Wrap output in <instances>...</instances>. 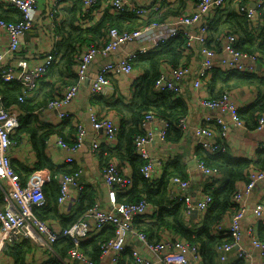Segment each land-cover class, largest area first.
<instances>
[{
  "label": "built area",
  "instance_id": "2783aa9c",
  "mask_svg": "<svg viewBox=\"0 0 264 264\" xmlns=\"http://www.w3.org/2000/svg\"><path fill=\"white\" fill-rule=\"evenodd\" d=\"M61 1L53 0L50 6L49 14L52 21ZM94 1L85 0V5L90 8ZM263 1L260 0L259 3ZM0 2L6 7L17 8L22 15L16 22H8L0 18V67L6 64L4 68H0V77L6 82L15 81L22 84L24 94L31 95L39 88V80L47 73L53 57L49 56V60L39 64L30 63L24 57L11 62V56L21 51L22 37L37 24L38 0H0ZM167 2L168 0H153L149 6H138L131 0H112L111 8L117 13L133 12L142 22L149 15L161 12ZM195 2V10L186 11L171 20L142 23L132 30L120 31L117 27L110 28L108 39L104 43H92L78 56L77 82L68 85L61 96L53 99L46 111H54L56 118L62 121L73 118L70 106L87 81H90L89 93L92 98L106 95L112 78L131 73L139 56L164 44L172 37L182 36L187 39L189 48L184 51L183 62L177 66L164 62L161 74L154 83L155 90L172 91L184 97L188 87L195 91L204 90L207 94L197 96V101L204 110L202 123L191 126L188 116H184L180 118L178 127L185 131H189L191 127L197 144L203 149L209 152L223 150L224 145L219 142V138L226 143L232 129L243 130L246 129L247 124L240 115L236 98L230 91L220 93L218 96H210L204 89V83L213 76L215 68L259 73L264 76V63L257 53H248L236 48L237 36L234 34H221L218 37V49L209 46L210 18H213L217 8L225 6V0H195ZM238 9L240 12H245L250 19L256 18V6L244 5L239 6ZM155 30L163 31V34L151 46L143 44L114 59H107L126 45L140 41L147 33ZM190 50H195L199 58L189 60ZM99 57L106 60L95 77L90 78L92 65ZM259 64H261L260 70ZM115 117L117 116L113 111L97 112L90 108L88 118L93 128L90 143L92 152H98L104 143L109 147L116 145L120 125ZM257 122L255 130L264 134V113L259 115ZM20 125L21 114L5 108L0 103V254L4 249L24 239H29L36 245L52 251L53 244L59 238L69 236L75 245L68 251L66 261L71 259L85 264H101L109 259L111 264H119L127 248L128 238L133 236L140 240L151 256H145L138 248H133L132 264H202L198 244H192L171 232L164 234L159 240H150L144 230L135 227L134 221L137 216L151 214L153 206L146 198L132 203H120L117 200V194L129 191L133 187L134 180L130 175L125 174V169L123 168L122 171L115 161H110L102 168V178L108 189L109 207H104L96 201L78 221L60 230L40 220L34 208L46 205L45 183L52 178V172L49 168L37 169L23 182L21 175L14 169L11 150L15 144L11 140V135ZM77 126L74 145H69L62 139L56 141L69 153L65 159L69 163L73 162L70 154L77 152L84 144L85 125L83 122H78ZM142 127L145 132L136 136L135 151L146 160L141 172L145 177L154 179L158 177L157 162L152 156L150 146L155 143H166L170 123L149 112L143 119ZM262 146L260 144V147ZM197 169L203 178L220 176L219 169L208 167L203 160H197ZM81 172L83 171L80 167L73 173L54 175L60 186L59 204L68 201L72 185L77 186L80 192L83 191L86 184L82 180ZM247 179L243 188L238 187L233 194V210L214 228L216 234L220 236H232L231 241L226 240L215 246V259L218 264H234L237 260H242L243 264H254L255 255L259 258V264H264V237L259 234V225H264V196L253 206L248 204V196L258 183L264 180V169L252 167ZM170 183L169 197L176 203H184L186 216H193L195 210L203 215L210 208L213 202L212 195L208 192L200 195L193 192L190 188V179L175 176ZM248 208L253 211L254 222L245 226L243 221ZM107 226H113L114 234L102 242L100 261L95 262L84 253L80 243ZM246 241L248 246L244 245Z\"/></svg>",
  "mask_w": 264,
  "mask_h": 264
},
{
  "label": "trees",
  "instance_id": "16d2710c",
  "mask_svg": "<svg viewBox=\"0 0 264 264\" xmlns=\"http://www.w3.org/2000/svg\"><path fill=\"white\" fill-rule=\"evenodd\" d=\"M72 1L74 2L67 10L68 14L63 11L65 0L60 2L53 18L54 25L52 26V32L59 36L58 40H63V46H65L62 56L58 48L56 49L58 56L52 59V62H57L56 66H60L57 72L59 76L62 75L63 78L65 76L69 77L66 80L67 83L63 85L64 91L55 88L54 90L46 91L40 99L31 101L29 99L30 95L24 94L22 84L15 81L6 82L0 77L1 105L11 111L17 109L21 112V125L11 135V140L15 144L13 147L20 144L24 136H29L38 159L36 169H41L45 166L52 172V178L48 184L52 191L57 194L53 195L54 193L52 192L49 194L46 189V205L35 207L34 212L44 222H47L44 219L45 217L60 218L65 227L78 221L96 203V190L91 186L85 185V188L81 191L79 205L74 212L69 217L59 214L55 200L58 201L60 186L54 175L57 173H73L81 165L76 162L75 152L70 154L73 162H66V164H71L72 166L56 168L53 161L46 154V149L50 139L53 138H56V140L62 139L69 145H74L78 132V122L76 123L73 118L65 119L67 125L58 129L55 127L56 125L50 122L42 124L38 121V118L41 115L43 116L53 99L65 92L68 85L77 82L78 76L76 73H69L71 70L73 71V66L78 64V56L90 44L104 43L108 39L110 28L117 27L120 31L132 30L142 25V23L163 22L170 17H178L186 12L179 11L180 8L183 9L184 0H177V8V5H174L172 0H168L161 12L153 13L140 22V17L133 12H113L111 8L112 0H95L90 8L85 5V0ZM226 3L227 1L225 0V6L217 8L214 14L225 12L227 9H225L227 7ZM244 5L250 6L247 0H240L236 9L228 12L227 17L221 24L215 25L216 19L210 18V39L208 45L218 49V37L221 34H234L237 36L236 48L248 53H257L260 60L264 63V1L262 3L256 2L257 15L255 19H250L245 12L239 11V6ZM97 11L101 12L100 18H96ZM21 17V12L17 8L6 7L0 2V18L8 22H16ZM188 49L186 38L177 36L168 39L164 44L142 54L136 60L134 70L129 74L131 76L138 68L142 71V75L136 77V79H139L135 81L131 97L126 98L119 91L120 94L117 98H108L104 95L92 98V105L99 106L106 113L115 112L117 116L115 118L118 119L120 125L116 145L109 147V145L104 143L101 145L100 150L96 153L93 152V154L99 155L102 168L110 161H115L122 171H124L123 168L125 169V174L133 178V187L125 193L117 194V200L120 203L138 202L142 198H146L153 206L151 214L137 216L134 221L137 229L144 230L150 240H152L151 232L170 230L174 235L180 236L192 244L199 245L202 264H218L215 259V246L226 240L231 241L232 236H220L216 234L214 228L233 210V194L240 182L248 180L247 175L254 164L253 161L249 158L232 155L227 143L221 138H219V142L223 143L224 149L217 152H209L197 144V158L203 160L208 167L220 170V176L204 177L202 191L203 193H210L213 197V202L210 208L202 215L201 226H197L189 224V221H193V219L192 216L188 217L185 215L184 203H176L169 197L170 182L173 177L180 176L182 179H191L188 173L184 171L183 165L180 164L181 162L174 159L164 162L161 175L150 179L141 172L146 160L142 159L135 151V138L137 135L144 134L142 123L145 115L149 112H153L156 116L170 123L166 143L179 142L185 136L187 130L185 131L178 127V122L180 118L188 116L189 108L186 96L184 97V95L172 91L157 92L154 83L161 74L163 63L169 62L173 66L181 64L184 51ZM190 51V55L196 52L195 50ZM48 71L39 80V87L43 78L47 76ZM242 86H256L259 89V98L246 106L240 107L239 110L240 115L246 121L247 128L256 129L258 117L261 113H264L263 75L215 68L213 76L204 83V89L208 91L210 96H218L225 91L232 92V89ZM67 126H69V130L67 132L63 131ZM67 134L69 135L68 137L66 136ZM12 164L14 169L21 175L23 182L35 171L26 166L18 168L13 161ZM255 164L253 167L264 169V149H259ZM113 234V226H107L97 234L81 241L80 247L93 261H100L101 244ZM259 234L264 237L263 224L259 225ZM162 236L159 235V239ZM32 243L31 240L24 239L16 245L4 249L0 256L11 257L14 264H29L27 257L32 249ZM33 244L36 245L35 243ZM74 245L73 239L69 236L59 238L53 244L54 252L48 249L53 256L41 264H67L68 251ZM128 247L124 251L123 257ZM128 253L130 256L128 259L131 260L132 248H129ZM55 254H58V256ZM123 257L119 264H125ZM131 262L129 261L130 264ZM234 264H243V261L237 260Z\"/></svg>",
  "mask_w": 264,
  "mask_h": 264
},
{
  "label": "crops",
  "instance_id": "0c3cea01",
  "mask_svg": "<svg viewBox=\"0 0 264 264\" xmlns=\"http://www.w3.org/2000/svg\"><path fill=\"white\" fill-rule=\"evenodd\" d=\"M135 5H144L149 6L153 0H131ZM173 4L177 5V0H172ZM227 7H225V12H218V14H214L213 19L215 20L216 24H221L223 20L227 17L228 12L235 10L237 4L240 0H226ZM250 6H255L256 2L260 0H247ZM53 0H38L39 4V11L37 16V24L28 32L27 35L22 37V47L21 51L13 56H11V62L15 61L19 57L26 58L30 63H39L42 64L46 61L47 57L51 56L53 59L57 57L56 49L59 48V53L62 56V52L65 48L63 46V40H58L59 36L55 35L52 31V19L50 17L49 12L47 9L51 6ZM72 0H68L63 4V11L68 14L67 10L73 5ZM105 6V5H104ZM196 2L194 0H184L183 9L180 8L179 11H193L196 9ZM50 8V7H49ZM96 18H100L101 12H96ZM65 15V14H64ZM177 16V15H176ZM174 17H170L167 20L174 19ZM163 34V31L155 30L147 33L140 41L130 43L126 45L124 48L120 49L113 55L107 57L116 58L119 55L126 53L127 51L133 50L143 44L151 46L153 42L157 41V39ZM198 59L199 56L195 53L190 55L189 60ZM106 60V58L99 57L93 63L90 78L95 77L98 72V69L102 65V63ZM57 63V62H56ZM56 63L53 61L49 66L48 74L40 83V87L34 93H32L29 97L31 101H36L40 99L46 91L54 90H63V85L66 84V80L69 79L68 76H59L57 73L59 71L60 66H56ZM6 64H3L0 68H4ZM137 70L130 76L129 75H122L120 78L119 76H115L112 79L110 89L108 93L104 96L108 98H117L120 94L119 91L125 95V97H131L132 89L135 84V81L138 75H142V71L136 68ZM76 73V66H73V71L69 74ZM89 82L87 81L83 87L80 89V92L70 109L73 113V120L77 122H83L85 125L86 133L84 138L83 146L75 153L74 157L76 158V162L81 165L82 168V180L85 182L87 186H91L96 190L97 201H99L102 206L109 207L110 201L108 199V189L104 184L102 178V167L99 159V155L93 154L90 149V143L92 141V131L93 128L89 122V111L90 108L96 110L97 112L103 111L99 106L92 105V97L89 93ZM64 91V90H63ZM62 91V92H63ZM117 91V92H116ZM234 97L236 98V102L238 103L239 107L246 106L259 98V89L256 86H242L235 89H232L231 92ZM205 95L204 90L202 91H195L190 87L186 90V100L188 101V118L190 121L191 126H195L196 124L202 123V117L204 115V110L197 101V96ZM124 98V97H123ZM14 112L20 113L21 112L17 109ZM23 115V114H22ZM56 113L54 111H45L43 116L41 115L38 118L42 124L45 122H50L51 124L56 125V128H62L66 126V120H60L56 118ZM23 119V117H22ZM68 120V119H67ZM69 130V126H67L63 131L67 132ZM69 136L68 134L66 135ZM56 138L50 139L48 143V147L46 149V154L50 157V159L55 164L56 168L66 166L70 167L71 164H66V157L69 155L60 145L56 143ZM227 147L230 150L231 154L236 157L241 158H249L255 164V161L258 158V151L259 149H264V134L258 133L255 129L247 128L243 130L239 129H232L229 138L226 140ZM260 144L263 146L260 147ZM196 147L197 142L194 137L192 128L190 127L189 131H186L185 136L179 142L174 143H155L150 146V150L152 153L153 158L157 162V174L158 177L162 173L163 164L166 161L179 160L181 165H183V169L186 173H188L189 177L191 178V190L193 192L198 193V195L203 194L202 187L204 178L201 173L198 171L192 163L195 160H198L196 156ZM108 149V148H105ZM12 154V161L18 168L28 167L30 169H36V165L38 164V159L36 155V151L34 149L33 143L29 136H24L20 144H17L11 150ZM252 165L255 166V165ZM258 167V165H256ZM47 168V167H43ZM128 168V167H127ZM42 169V168H41ZM129 171V169H127ZM50 180L45 183V191L50 194L51 192L56 195L57 193L52 191V188L48 184ZM245 180L240 182L238 187L243 188ZM80 195L81 192L79 188L75 185L70 187V197L68 201L64 204H59L57 200H55V204L57 206L59 214L65 217H69L74 210L77 208L80 202ZM264 196V180L260 181L258 185L254 188L253 192L248 196V204L253 206L259 199L263 198ZM49 226L54 229L60 230L64 226L62 220L60 218L55 217H45ZM193 221H189V224H194L197 226H201L202 224V215L197 213V215L192 216ZM254 222V214L251 208H248L245 217H244V225H249ZM138 224V222H137ZM170 230H163L159 232H151L150 236L152 240H158L159 235L170 233ZM245 246H248L247 241L244 242ZM128 250L129 248H138L145 256L150 257V253L143 247L142 243L136 237H129L127 241ZM128 250L124 255V263L130 264L128 258L129 253ZM58 256V254H55ZM53 256L50 251L43 246L34 245L32 243V249L28 253L27 261L29 264H41L47 260H49ZM254 264H259V258L255 255L254 256ZM62 259V258H61ZM123 262V260H122ZM0 264H14V261L11 257L7 256H0ZM67 264H85L81 263L77 260H67ZM101 264H111L109 259L104 260Z\"/></svg>",
  "mask_w": 264,
  "mask_h": 264
},
{
  "label": "water",
  "instance_id": "95a60500",
  "mask_svg": "<svg viewBox=\"0 0 264 264\" xmlns=\"http://www.w3.org/2000/svg\"><path fill=\"white\" fill-rule=\"evenodd\" d=\"M135 1L137 2V0H135ZM140 6H144V5H140ZM49 7H50V6H49ZM49 7H48V9H47V12H49V9H50ZM48 14H49V13H48ZM260 68H261V64L258 65V69H259V70H260ZM192 165L195 166V168H197V160H195V161L192 163ZM197 213H198V211L195 210L194 213H193V215L195 216V215H197Z\"/></svg>",
  "mask_w": 264,
  "mask_h": 264
},
{
  "label": "rangeland",
  "instance_id": "374dc122",
  "mask_svg": "<svg viewBox=\"0 0 264 264\" xmlns=\"http://www.w3.org/2000/svg\"><path fill=\"white\" fill-rule=\"evenodd\" d=\"M49 58H50V57H47V59H46V60H49ZM131 264H132V262H131Z\"/></svg>",
  "mask_w": 264,
  "mask_h": 264
}]
</instances>
